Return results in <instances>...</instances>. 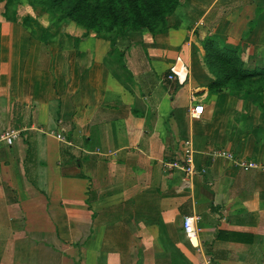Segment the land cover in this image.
Segmentation results:
<instances>
[{
  "label": "crops",
  "instance_id": "1",
  "mask_svg": "<svg viewBox=\"0 0 264 264\" xmlns=\"http://www.w3.org/2000/svg\"><path fill=\"white\" fill-rule=\"evenodd\" d=\"M186 3L155 35L0 18V264H264V93L210 95L201 46L260 66L264 0ZM188 141L185 179L166 164Z\"/></svg>",
  "mask_w": 264,
  "mask_h": 264
},
{
  "label": "trees",
  "instance_id": "2",
  "mask_svg": "<svg viewBox=\"0 0 264 264\" xmlns=\"http://www.w3.org/2000/svg\"><path fill=\"white\" fill-rule=\"evenodd\" d=\"M14 4L18 0H0ZM30 5L43 7L48 12H58L86 32L113 30L163 33L170 27V19L180 8L179 0H28ZM25 18L21 23L26 27ZM263 42L260 43L264 47ZM202 65L211 76L210 95L227 90L246 93L257 99L264 93V65L250 66L234 49L221 47L217 38L204 36ZM206 171L201 172L204 174Z\"/></svg>",
  "mask_w": 264,
  "mask_h": 264
},
{
  "label": "rangeland",
  "instance_id": "3",
  "mask_svg": "<svg viewBox=\"0 0 264 264\" xmlns=\"http://www.w3.org/2000/svg\"><path fill=\"white\" fill-rule=\"evenodd\" d=\"M183 1V6H181L177 10V15L185 19L190 17L191 14L188 12V7L186 6V1L188 0H181ZM226 12L221 13V15H225ZM172 19L174 22L179 21V17ZM62 16L58 12H48L43 7H36L35 5H30L28 0H18L14 4L8 5L5 1L0 2V18L17 21L20 22L21 19L25 18V25L29 26L33 32V35L42 36L44 39H47L48 34L46 33L48 29L52 26L60 27L62 23L71 24V26L75 29L77 34L81 33H95L93 31L86 32L83 28L76 26L71 21L61 18ZM179 19H178V18ZM16 22V23H17ZM168 25H170L168 23ZM251 27L255 25V21H251L249 24ZM105 33L100 31V34ZM261 41L264 42V27L261 32ZM264 54V51L262 53ZM258 65L263 66L264 62H257Z\"/></svg>",
  "mask_w": 264,
  "mask_h": 264
},
{
  "label": "built area",
  "instance_id": "4",
  "mask_svg": "<svg viewBox=\"0 0 264 264\" xmlns=\"http://www.w3.org/2000/svg\"><path fill=\"white\" fill-rule=\"evenodd\" d=\"M168 80H173V76L169 75ZM195 98L192 96L190 98V107L188 108V114L190 118H198L201 115L202 108L198 105H193ZM18 134L15 131H9L5 132L0 136V141L5 142L7 144H11L13 140L17 138ZM57 139L63 140V137L60 135L56 136ZM194 151L192 148V145L190 142L184 143V150L182 153V157L179 160H175L173 162H169L166 164L168 168L179 170L183 173V175L186 178H189L193 176L195 173L199 172L195 169L193 163H194V157H193ZM210 157V160H215L217 158H223L234 164L235 166L239 168H252L256 169L258 166L250 160H245L243 158H236L234 154L231 152H227L224 150H217L213 151L208 154ZM264 170V168H263ZM205 169H201V172H204ZM198 220V217L196 216H187L184 217L182 220V230L186 236H192L199 232V229L196 227L195 223Z\"/></svg>",
  "mask_w": 264,
  "mask_h": 264
}]
</instances>
